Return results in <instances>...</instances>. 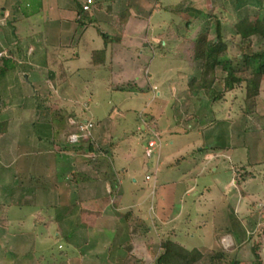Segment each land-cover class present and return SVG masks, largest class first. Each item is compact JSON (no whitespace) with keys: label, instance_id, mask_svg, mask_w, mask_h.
<instances>
[{"label":"rangeland","instance_id":"obj_1","mask_svg":"<svg viewBox=\"0 0 264 264\" xmlns=\"http://www.w3.org/2000/svg\"><path fill=\"white\" fill-rule=\"evenodd\" d=\"M160 2L162 5L167 2L169 7L164 6L161 8L162 11L155 12L150 18L144 17L147 15L144 12L143 15L140 14L142 20L145 19L144 21L134 22L133 27L126 28L122 36H111L110 41L115 53L109 70L111 76L108 86L107 84L96 86L91 91L90 101L77 102L73 107L72 101L75 96L70 92H65L63 88L61 91H64L65 94L61 91L59 94L53 92L54 89L51 86L48 89L37 86L35 89L38 90L35 92L29 89L25 90L26 100L17 103L22 107V111L26 110L29 115L27 119L32 125L24 128L21 125L14 126L12 124L9 135L7 132H0V162L9 166L4 172L0 171V194L7 193L8 187L14 182L10 178L11 164L8 161L16 159L14 158L16 156L14 149L19 143L17 140H21L20 143H22L28 137L25 142L34 148H39L44 144H48L50 147L53 145L59 147L63 142V144H67L70 136L80 133L79 128L89 127V124H83L85 120H90L89 114L82 112V107L85 106V109L88 107L86 112L93 113L95 122L101 121L103 118L108 121L112 143L107 149L120 182L114 181V184L123 193L129 194L126 204L132 203L131 194L133 197H139L138 194L150 197L154 188L153 183H160L162 178H166L169 174L166 165L172 164L175 170L171 171L172 175L169 176L173 180L184 174L183 177L188 179L187 183L194 185L196 191H203L204 188L208 190L212 184H216L221 192L226 193L227 201L231 206L227 213L229 221L235 218L234 208L240 207V209L247 210L251 216L247 222L255 226L253 230L248 231L252 236L258 238L264 231V133L246 131L249 128L247 118L251 119L252 117L244 114L246 111L244 91L237 89L223 95L222 80L225 73L221 69L217 68L215 71L218 81L213 86L215 94H222L218 101L213 102L209 96L203 93L193 97L187 91L191 79L198 77L200 72V63L193 62L191 56L192 42L200 34L202 24L199 19H192L191 27L186 28L185 26L193 16L190 12L185 11L190 8L196 9L194 16H204L205 14V16L217 17L226 28V31L223 32V39L228 44L229 54L236 56L237 51L232 47V44H235L237 39L231 36L229 25L235 20L256 16L259 13L257 2L256 0H160ZM179 10L184 12L177 14L176 12ZM119 38L122 42H117ZM263 48L264 41L258 36H252L251 51L259 52ZM7 56L9 54L6 51L0 53V69H2ZM162 66L164 67L161 68ZM20 70L13 68L7 71H10V76L13 74L21 76ZM148 72L149 77H147ZM155 73L158 77L167 73L166 76L169 75L173 80L169 86L158 85V87L155 85L154 92H163V96L160 98L156 96L155 100L147 105L143 115L142 113H121L120 110L127 107V104L125 95L119 88H125L131 83L132 87L148 90ZM172 85L175 86L172 87ZM169 87L172 91L171 98L164 92ZM14 88L15 85L12 82L3 84V86L1 84L0 89H3L4 92L0 91V93L3 92L5 98H9ZM123 92H127V90ZM137 92L135 91V93ZM13 99L15 98L0 100V124H2L1 121L8 118L7 114L2 112V108L7 109L9 104L16 103ZM175 106L177 107L175 111L179 110L182 116L184 128L193 117L197 121L194 125L195 128H202L205 131L202 135L204 138H209L210 134L215 133L214 136L217 137L216 141L214 140L215 146L222 147L226 143H233L239 150L234 154H229L228 157L225 155L223 158L219 157L212 164L205 162V150L198 152V147L194 146L202 139L198 138L196 133L187 134L182 128L176 126L174 109L172 110ZM253 108V113L257 117H264V76ZM61 109L66 111L65 115H59L63 113ZM72 111H79V113H76L77 116L74 117ZM67 114L75 119L76 123L72 121L68 123ZM49 115L57 118L64 117V123L69 127L73 126L76 133L67 135L68 138L62 133L58 141L53 143H47V140L43 138L37 140L40 136L44 137L43 135L51 136L50 138L53 140V127L51 128V124H44L49 119ZM23 119L21 117V120ZM68 126L66 127L68 128ZM154 130L160 135L154 136ZM88 140L89 136L88 139H82V142L86 143ZM145 140H153L157 144L149 159L144 154L143 142ZM7 144L10 145L8 149H6ZM52 150L54 151V149ZM194 157L196 158L195 164L193 163ZM157 160L158 163H163L164 160L168 162L156 169ZM150 164H153V168L149 167ZM193 168L195 170L192 171ZM215 168L216 172H214ZM146 176L148 179L145 178ZM35 177H37L35 182L37 187L34 186L33 191H29L25 198L21 197L19 203L21 206L27 203L35 208L39 207L38 210L27 207L22 211H19L20 208L8 211L7 207L9 206L6 204L9 197L0 195V264H68L69 258L72 257L87 259V252L91 247H88L87 243L80 245V240L77 239V241L76 238L73 239L71 245L70 241L65 238V231L63 232V230L73 231L78 220L76 217L71 218L70 213L65 214L66 210L64 212H60L58 209L51 212L43 211L44 205L58 206L60 203L57 198H49L43 194V184L37 174ZM73 177L75 175H69L70 183L75 182L76 178ZM156 177H158L157 181ZM235 181H237L238 185L235 183L237 186L234 185ZM16 184H18L17 181L14 186ZM114 184H112V189H114ZM243 192L246 193L244 198ZM16 199L12 198V204L18 203ZM191 200L190 197L185 202V206L187 204L192 208ZM151 201L148 200L144 207L145 210L142 212L147 219L145 224L150 226L152 220L149 219L150 213H147L146 209L153 206V200ZM247 211L239 212L238 216L241 221L246 218ZM63 215H67L68 218L63 220L61 218ZM191 218H194V215ZM195 221L193 219L190 225L189 223L179 224L175 230L176 239L186 247L192 246V243L196 242L198 245L203 244L208 239L206 230L198 228ZM153 232L152 238H146L157 239L155 231ZM163 232L164 230L161 229L160 233ZM191 236L195 237L194 241ZM254 241L256 240L253 238L247 246L240 250L236 256V262L251 263L255 256L262 257L260 249L255 246ZM222 244V254L228 260H224L225 263L220 264H230L233 260L231 259L232 245L229 238H223ZM86 262L88 263V259Z\"/></svg>","mask_w":264,"mask_h":264},{"label":"crops","instance_id":"obj_2","mask_svg":"<svg viewBox=\"0 0 264 264\" xmlns=\"http://www.w3.org/2000/svg\"><path fill=\"white\" fill-rule=\"evenodd\" d=\"M85 1L0 0V53L8 52L9 56L4 61H9L10 65L13 63L14 68L21 69L23 77L17 76L18 74L10 76V71L0 77V85L3 86L10 82L15 85V91H12L9 98L14 97L13 100L16 101L14 104H9L7 109L2 108V112L6 113L8 117L7 120L1 121L2 124H7L6 131L2 133L7 132L9 135L12 124L14 126L21 125L24 128L32 125L27 119L29 115L26 110L22 111V107L17 103L26 100L24 92L28 89L35 92L38 90L35 89L37 86L47 89L51 86L54 89L53 92L59 94L63 88L65 92H70L75 96L72 101L73 107L77 102L90 101L91 91L96 86L106 84L108 86L111 76L109 70L115 53L110 41L111 36H122L126 28L133 27L134 22L144 21L145 19L142 20L140 14L143 15L145 12L147 15L144 17L150 18L155 12L162 11L161 8L164 6L169 7L167 2L162 5L160 0H93L90 10L83 12ZM126 11L128 14L122 16L121 14ZM120 40V38L117 39V42H122ZM95 52H103V56L98 57L103 63L99 65L93 63ZM166 74L158 77L155 73L152 84L148 82L150 86H148L147 92L122 91L127 107H124L120 112L123 114L142 113L143 115L147 105L155 100L156 96L159 98L163 96V92H154L155 85L169 86L173 81ZM149 76L148 72L147 77ZM174 86L172 85V87ZM3 92L0 93V100L9 99L5 98ZM164 92L171 98L170 87ZM192 96L196 97L197 95ZM82 108V112L89 114L90 118L83 122V124H89V133H80L84 137L83 139H87L89 136L88 142L85 143L86 148L81 153L69 155L57 153L58 147H54L53 144V147L44 144L39 148L35 147V149L25 142L28 137L22 143H20L21 140H17L20 144L18 143L14 149L16 152L14 158L16 159L8 161L11 164L10 178L14 182L8 187L7 193H2L7 198L9 197L6 204L9 206L7 207L8 211L13 208H20L19 211H22L27 207L38 210L39 207L35 208L27 203L21 206L19 203L21 197L25 198L29 191H33L34 186L37 187L35 184L37 180L35 175L37 174L43 184L42 187H44L43 194L49 198H57L60 203L58 206L44 205L43 211L51 212L58 209V211L64 212L66 210L65 214L70 213L71 218L76 217L78 221L73 231L63 230L66 233L65 238L70 241L71 245L73 239L76 238V240H80V245L87 243L88 247H91L87 252L88 263L87 259L72 257L69 258L68 264H157V259L163 253L160 245L166 241L188 252H198L203 260L200 264H208V261L214 258L215 264H220L225 263L224 260H228L221 250L222 239L225 237H228L231 242V259L233 261L237 260L236 256L240 250L254 238L255 246H258L260 254H262V257H254V260H257L255 263L264 264V231L258 238L249 233L248 230H253L255 226L247 222L251 219L248 211L244 208L240 209V207L234 208L235 218L229 221L227 213L231 206L227 201L226 193L221 192L216 184H212L208 190L204 188L203 191H196L194 185L187 183L188 179L183 177L184 174L173 180L169 176L172 175L170 172L175 170L172 164L166 165L169 170L168 176L162 178L160 183H153L151 198L143 197L138 193L139 197H133L131 194L132 203L126 204L129 194L123 193L114 184V181H118V176H116L110 160V152L107 149L112 143L108 121L103 118L101 121L95 122L93 113L86 112L88 107L87 109L85 106ZM176 108V106L172 108L176 126L182 128L187 134L196 133L198 138L202 139L194 146L198 147V152L205 150V162L212 164L219 157L223 158L224 155L228 157L229 154H234L239 150L233 143H226L222 147L215 146L217 139L214 136L215 133L210 134L209 138H204L202 135L205 131L202 128H195L194 125L197 121L193 117L184 128L182 116L179 110L175 111ZM79 111H72L73 116L76 117V113ZM62 112L59 115H65L66 111ZM53 115H49V119L44 124H50V118ZM21 117L24 119L21 120ZM68 117V123L71 121L76 123L75 119H72L71 116ZM66 126L64 127L66 128ZM72 127L68 126L69 129H72L71 134L76 133ZM158 134L160 135L154 130V136L157 137ZM43 136L37 140L43 138L47 140V143L54 142L50 138L51 136ZM150 141L153 140L143 142L144 154L146 144ZM9 147L10 145L7 144L6 149ZM209 149L210 151H207ZM195 159L194 157V164ZM167 162L164 160L163 163H158L157 160L155 168L157 169ZM247 165L249 164L247 163ZM149 167L153 168V164H150ZM7 168L9 166L0 162L1 172ZM188 169L190 171V167ZM216 170L215 168L214 172ZM69 175H75L73 177L76 178L75 182L70 183ZM158 177H156V181ZM145 178L148 179L147 176ZM15 180L18 184L14 186ZM118 183L120 182L118 181ZM235 183L237 184V181L234 182V185H236ZM112 184H114V189H112ZM242 195L244 198L246 193L243 192ZM13 197L14 199L18 198L16 199L17 204H12ZM190 197L192 198L190 201L193 205L192 208L187 204L185 206V202ZM149 199L153 200V206L146 209V212L150 213L151 226L145 224L147 219L142 213ZM241 210L243 213L247 211L243 221L238 216ZM192 215L194 218H191ZM61 218L65 220L68 216L63 215ZM58 219L60 221L59 217ZM193 219L196 220L195 224L198 228L206 230L208 239L203 244L198 245L196 242L192 243V246L186 247L176 239L175 230L179 224L189 223L190 225ZM161 229L164 230L163 233H160ZM153 231H155L157 239L146 238L151 237V234H154ZM194 238L191 236L193 241ZM77 250L79 251V249ZM254 260L251 263L245 262V264H253Z\"/></svg>","mask_w":264,"mask_h":264},{"label":"trees","instance_id":"obj_3","mask_svg":"<svg viewBox=\"0 0 264 264\" xmlns=\"http://www.w3.org/2000/svg\"><path fill=\"white\" fill-rule=\"evenodd\" d=\"M256 2L259 7V13L256 16H247L244 19L235 20L229 25L231 36L237 39V42L232 44V47L237 51L236 56L229 54L228 44L223 39V32L226 31V28H224L225 26L217 17L205 16V14L204 16H194L196 9L190 8L185 10L193 15L191 16V20H188L186 23V28L191 27L192 19H199L202 24L200 34H198L196 39L192 42L191 56L193 62L200 63V72L198 77H193L191 79L187 91L191 95L203 93L209 96L213 102H216L222 94L224 95V93L242 89L245 97L244 103L246 104V111L244 114L252 117L251 119L247 118L249 128L246 129V131H260L264 133V117H257L253 113L254 102L259 95L262 77L264 76V48L259 52L251 51L252 36H258L264 41V0H256ZM182 12L184 11L179 10L176 13L179 14ZM127 14L128 11L121 15L124 16ZM99 56H103V52H95L93 54V63L95 65L103 63L98 59ZM10 63L9 61L3 62V67L0 69V77L3 76L7 70L14 68L13 63L12 65H10ZM217 68L225 73V77L222 80L224 87L222 94H215L213 89L214 84L218 81L215 76ZM132 86L133 84L130 83L125 88H119V90H127L130 92L148 91ZM56 118V116H53L50 121L51 128L53 127L52 138L55 142L58 141L62 133L65 136L72 133L71 129L64 127V117ZM6 126V123L1 124L0 132L6 131ZM63 143L56 149L57 153L76 155L81 153L86 145L85 142H82V139L75 144ZM160 246L163 249V253L157 259V264H200L203 261L198 252H188L169 241L161 243ZM214 261L215 258L208 261V264H215ZM256 261L255 259L253 264H255ZM230 264L239 263L232 261Z\"/></svg>","mask_w":264,"mask_h":264},{"label":"built area","instance_id":"obj_4","mask_svg":"<svg viewBox=\"0 0 264 264\" xmlns=\"http://www.w3.org/2000/svg\"><path fill=\"white\" fill-rule=\"evenodd\" d=\"M92 4H93V0H86L85 1V5L83 7V12L89 11V8L91 7ZM88 128L89 127H86V126H85V128L81 127V128H79L80 129L79 131H80V133L81 132L87 133L88 132ZM80 133H78V134L76 133V134L70 136L69 137V143L70 144H75V143H77L80 140V138L83 139L84 137L82 135H80ZM155 147H156V143L153 142V141H150V142H148L146 144L145 155H146L147 158H151V156L153 154L152 152H153Z\"/></svg>","mask_w":264,"mask_h":264}]
</instances>
